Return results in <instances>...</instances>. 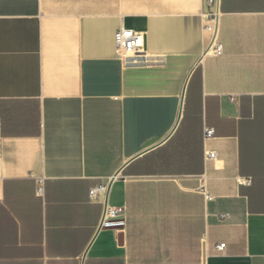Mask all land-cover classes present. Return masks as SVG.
I'll use <instances>...</instances> for the list:
<instances>
[{
    "label": "crops",
    "instance_id": "0c3cea01",
    "mask_svg": "<svg viewBox=\"0 0 264 264\" xmlns=\"http://www.w3.org/2000/svg\"><path fill=\"white\" fill-rule=\"evenodd\" d=\"M209 1L0 0V264H264V0Z\"/></svg>",
    "mask_w": 264,
    "mask_h": 264
},
{
    "label": "built area",
    "instance_id": "2783aa9c",
    "mask_svg": "<svg viewBox=\"0 0 264 264\" xmlns=\"http://www.w3.org/2000/svg\"><path fill=\"white\" fill-rule=\"evenodd\" d=\"M210 5L214 4V1H209ZM211 31H215V26H207ZM114 41L117 49L118 57H125L131 60H137L144 52V34L142 32L134 31L127 28H119L114 36ZM213 52L216 55H220L222 52V47L219 43H214ZM213 134L211 129H205V138H210ZM207 157L209 159H215L214 152H208ZM107 190L106 186H102L99 189H93L90 191V196H93L96 191H99L100 194H105ZM123 214V209L120 207H105L102 219L99 225L101 228H109L111 225H123L122 221L113 223L114 220L121 218ZM219 251L224 249V244H220L216 247Z\"/></svg>",
    "mask_w": 264,
    "mask_h": 264
}]
</instances>
